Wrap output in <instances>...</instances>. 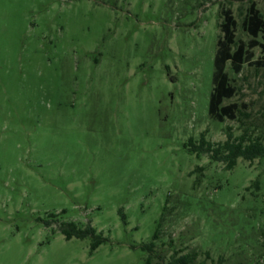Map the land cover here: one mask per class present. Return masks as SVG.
<instances>
[{"label": "rangeland", "instance_id": "374dc122", "mask_svg": "<svg viewBox=\"0 0 264 264\" xmlns=\"http://www.w3.org/2000/svg\"><path fill=\"white\" fill-rule=\"evenodd\" d=\"M249 6L0 0V264H146L157 225L152 264L175 251L264 264V159L227 169L189 146L228 127L264 136V66L236 74L229 62L238 92L225 103L246 114L209 115L222 10L249 42ZM65 221L107 240L92 251V237L61 233Z\"/></svg>", "mask_w": 264, "mask_h": 264}, {"label": "trees", "instance_id": "16d2710c", "mask_svg": "<svg viewBox=\"0 0 264 264\" xmlns=\"http://www.w3.org/2000/svg\"><path fill=\"white\" fill-rule=\"evenodd\" d=\"M222 21L220 22L221 34L217 41V50L214 58L215 70L213 73V89L209 102V115L211 118L224 122L227 119H240V115L246 114L241 109L238 102L225 103L226 99L233 98L237 92V86L232 82L229 71L227 70L230 62L231 69L239 74L246 63L264 66V42L259 39L264 37V12L260 10L255 0H250L248 12L243 19V27L251 35L249 42L237 39L238 20L234 16L232 9L222 10ZM260 46L263 55L254 60V49ZM190 150L198 154H208L213 161L225 163V168H234L239 159L243 158L252 162L260 158L264 159V136L251 137L246 133L234 136L232 128L228 127L227 138L223 141L212 142L202 135L200 143L193 139L189 141ZM200 170L203 168L200 167ZM259 186V181H256ZM166 211V207L164 212ZM164 212L162 216L164 215ZM122 217L126 221V216L122 212ZM51 222L48 221V224ZM160 224V222H158ZM59 230L67 239L73 237L86 238L92 237V251L96 250L107 238L91 224L81 227L76 221H65L59 225ZM159 237V226L150 242L144 243L142 248L148 252L146 264H152L153 253L155 252V240ZM197 252L180 253L175 251L167 260L165 255L159 254L156 264H206V261L197 262ZM221 260H219L220 264Z\"/></svg>", "mask_w": 264, "mask_h": 264}]
</instances>
